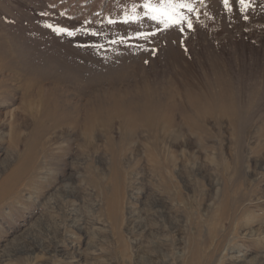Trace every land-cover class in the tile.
I'll use <instances>...</instances> for the list:
<instances>
[{
    "label": "rangeland",
    "instance_id": "1",
    "mask_svg": "<svg viewBox=\"0 0 264 264\" xmlns=\"http://www.w3.org/2000/svg\"><path fill=\"white\" fill-rule=\"evenodd\" d=\"M187 2L0 0V264H264V0Z\"/></svg>",
    "mask_w": 264,
    "mask_h": 264
},
{
    "label": "snow or ice",
    "instance_id": "2",
    "mask_svg": "<svg viewBox=\"0 0 264 264\" xmlns=\"http://www.w3.org/2000/svg\"><path fill=\"white\" fill-rule=\"evenodd\" d=\"M225 7H229V0H223ZM241 6V11H244L249 6V0H239ZM144 15L149 19L156 21L158 24H162L165 29H168L173 26H180L183 22L187 21L188 28L193 27L190 20L185 16L183 9H187L189 12L193 11L192 5L187 2V0H158V3H154L153 0H145L143 4ZM133 11H135V6H133ZM129 19H137L133 16ZM247 19V17H245ZM112 21H110L111 23ZM125 22H128L125 20ZM49 28H53V25H47ZM57 33H66L69 36L74 35L73 32L68 31L66 28H53ZM181 31L184 29L181 28ZM96 35V33H92Z\"/></svg>",
    "mask_w": 264,
    "mask_h": 264
},
{
    "label": "bare ground",
    "instance_id": "3",
    "mask_svg": "<svg viewBox=\"0 0 264 264\" xmlns=\"http://www.w3.org/2000/svg\"><path fill=\"white\" fill-rule=\"evenodd\" d=\"M212 103V102H211ZM214 103V102H213ZM213 106V104H212ZM199 109V108H198ZM220 110V109H219ZM212 111V110H211ZM222 112V110H220ZM48 113V116H50L49 114V111H46ZM218 112V111H217ZM225 112V111H224ZM121 113V112H118V114ZM142 117L144 119V121L146 123L149 124V126H155L157 125L158 123L160 124L161 122V118H158L155 113V110L154 108L152 109H149V108H145L143 111H142ZM122 115V114H121ZM198 115V114H197ZM53 116V115H51ZM123 116V115H122ZM199 116V115H198ZM200 117V116H199ZM198 118V117H196ZM204 118V117H203ZM99 119V118H98ZM202 119V118H201ZM125 120V118L123 119ZM134 120H135V116H129L128 118H126V121H124V123L126 122L127 124H133L134 123ZM40 127H41V131L40 132H37L36 134V137L34 139V141L30 144L29 146V152L27 154V156L25 157L23 163H21L20 166H18L8 177H6L0 184V199L3 198L5 196V194H7L8 192L12 191L13 187L17 184V182L21 179L20 177L22 176V173L25 172L28 168H31L33 167V160L35 158V152L37 150V144L40 142L39 140L41 139V137L43 136L44 134V129H49V126H46L45 123L40 120ZM94 122V121H93ZM166 122H169L166 120ZM58 123L55 122L54 124H52L51 127L53 126H56ZM158 124V125H159ZM166 123H164L165 125ZM171 124V123H170ZM169 124V125H170ZM92 122L89 121L86 123L85 125V133L88 135L91 134L92 132ZM168 125V124H167ZM166 125V126H167ZM159 127V126H158ZM168 127V126H167ZM165 129V128H164ZM168 130V129H167ZM83 136V135H82ZM155 163H156V168H164L165 167V162H161L159 160H154ZM117 190V189H116ZM112 202V201H111ZM115 204L113 203V206ZM121 209V208H120ZM118 214V213H117Z\"/></svg>",
    "mask_w": 264,
    "mask_h": 264
}]
</instances>
